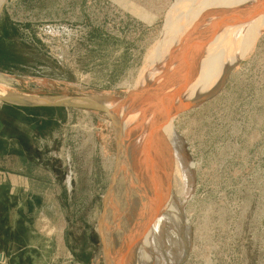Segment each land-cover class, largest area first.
<instances>
[{
  "label": "rangeland",
  "instance_id": "obj_1",
  "mask_svg": "<svg viewBox=\"0 0 264 264\" xmlns=\"http://www.w3.org/2000/svg\"><path fill=\"white\" fill-rule=\"evenodd\" d=\"M0 38L15 39L24 53L22 63L0 57V84L12 92L134 102V92L144 90L135 96L137 111L140 104L147 116L170 108L164 123L179 138L185 168L170 155L168 195L178 199L181 223L166 210L157 222L135 224L132 235L128 212L137 199L127 198L114 213L117 264H264V0H6ZM40 116L58 122L53 158L67 194L61 222L51 220L61 236L50 260L33 264H105L104 203L136 170V126L130 122L135 143L127 156L108 111ZM164 123L156 125L157 138ZM150 226L151 248L143 243Z\"/></svg>",
  "mask_w": 264,
  "mask_h": 264
},
{
  "label": "crops",
  "instance_id": "obj_2",
  "mask_svg": "<svg viewBox=\"0 0 264 264\" xmlns=\"http://www.w3.org/2000/svg\"><path fill=\"white\" fill-rule=\"evenodd\" d=\"M11 106L0 104V264H33L50 260L61 236L51 222L58 226L66 212V185L53 158L60 129L56 120L41 129L25 112L14 117Z\"/></svg>",
  "mask_w": 264,
  "mask_h": 264
},
{
  "label": "water",
  "instance_id": "obj_3",
  "mask_svg": "<svg viewBox=\"0 0 264 264\" xmlns=\"http://www.w3.org/2000/svg\"><path fill=\"white\" fill-rule=\"evenodd\" d=\"M6 0H0V19L2 17ZM130 101V100H129ZM129 101H125L113 96L107 95H70L61 94L45 98L32 97L28 95H0V104H9L23 108H64V109H94L105 110L113 115H118L132 122L136 128L137 153L135 157L136 170L132 176L131 183L127 187L121 188L119 192L112 197L106 199L104 203V211L101 218V233L103 242V257L105 264H115L112 255L113 243L118 245V238L114 230V224L117 218L114 215V208L121 205L127 197L134 192L135 187L140 183L141 171L144 167V156L146 149L150 151L149 133L145 130V126L141 122L138 111L132 107ZM201 99L197 100V103Z\"/></svg>",
  "mask_w": 264,
  "mask_h": 264
},
{
  "label": "bare ground",
  "instance_id": "obj_4",
  "mask_svg": "<svg viewBox=\"0 0 264 264\" xmlns=\"http://www.w3.org/2000/svg\"><path fill=\"white\" fill-rule=\"evenodd\" d=\"M261 3V2H260ZM223 17V16H222ZM208 22V21H207ZM209 32V31H208ZM211 32V31H210ZM202 42V41H201ZM203 43V42H202ZM4 83V82H3ZM140 86V85H139ZM199 86H201L202 87V85H199ZM209 87H211L210 86V84L209 85H204V87H203V89H202V91L200 90V88L198 89V91H200L199 93H206V91H207V89L209 88ZM173 88V87H172ZM139 89V88H138ZM142 90V89H141ZM171 91V90H170ZM133 94V93H132ZM143 94H145L144 93V90H143V93H141V92H139V91H136V93L134 92V96H133V98H134V102H136L135 101V99L136 98H139L140 97V95H143ZM175 94H176V92L173 94V96L174 97H172V100L173 99H175L176 98V96H175ZM0 95H8V96H12V95H17V96H24L25 94H20V93H15V92H12L10 89H8L6 86H4V85H2V84H0ZM195 95V94H194ZM193 95V96H194ZM135 96H136V98H135ZM165 96V95H164ZM170 95H168V97H169ZM195 97V96H194ZM170 98V97H169ZM127 100H129V99H127ZM136 100H138V99H136ZM166 100V99H165ZM141 100H139V101H137L138 103L140 102ZM193 101H194V99H193ZM133 101L131 102V101H129V103H130V105L132 106V107H136V103H134ZM141 103H144V102H141ZM186 104V103H185ZM160 106H162V105H160ZM144 108H145V106L144 107H142L141 106V104H140V108H139V111H138V113H139V115H141L142 113H143V111H144ZM151 109H153V107H150ZM167 109H170L169 107L168 108H163V106L162 107H159L158 106V108H155V109H153V113L151 114V115H146L145 114V112L143 113V116H144V118H142L141 119V122L143 123V125L145 126V130H147L148 131V129L150 130V129H152L151 130V132H153V133H149L150 135H152L153 134V138L155 137V139L153 140L154 142H153V144H152V146H151V148H150V150L151 151H148V147H147V149H146V156H144V167L143 168H141L142 169V171H141V179H140V183H142L143 185H144V187L147 185V181H145L147 178L146 177H148V175H149V172L151 171V175L153 176V174L154 173H159L160 171V167H161V160H163V156L164 157H168V156H170V155H172L173 156V158L175 159V161L178 163V161L180 162V164H181V166L183 167V168H185V165L183 164V160L181 159L182 157H180V153H181V146H180V142H179V138L173 133V130L172 129H169V128H167L168 126L164 123V121H166V119H164V117H163V114L167 111ZM148 110V109H147ZM163 112V113H162ZM167 113H168V111H167ZM146 115V117H145V115ZM154 115H158L159 116V118L157 119L156 117H154ZM165 115H167V114H165ZM114 116H115V119L118 121V124H119V130H120V141H121V144H122V149L124 150V147H125V150H124V152H125V154H127V156L129 155V154H131V150H132V147H133V144L135 143L134 142V140H135V137L133 136V135H135V132L133 133V132H131V123H130V121L129 120H126V119H124L123 117H121V116H118V115H115L114 114ZM151 116V117H150ZM162 116V117H161ZM152 118V119H151ZM148 119H151V122H147V120ZM154 122H153V121ZM160 123H164V126L163 127H165V133H160V136H161V138H157V132L155 131L157 128H156V125H158V124H160ZM162 127V128H163ZM135 131H137V128H135ZM157 135V136H156ZM159 136V137H160ZM153 138H151V139H153ZM160 139H162V141L160 140ZM159 140V142H156V141H158ZM123 143H124V146H123ZM136 147V146H135ZM154 151V152H153ZM137 152V151H136ZM166 155V156H165ZM131 156V155H130ZM162 156V157H161ZM130 158V157H129ZM134 158V157H133ZM153 158V159H152ZM155 158V159H154ZM125 159H127L126 158V156H125ZM167 159V158H166ZM123 160V159H122ZM157 160H159L158 162H157ZM132 161H134V160H132ZM156 161V162H155ZM163 163H164V161H162ZM166 162V161H165ZM124 163V162H123ZM162 163V164H163ZM167 163V162H166ZM133 164V163H132ZM134 164H135V162H134ZM124 166V165H123ZM177 166V165H176ZM163 167V166H162ZM135 169H136V167H134ZM164 168V167H163ZM162 169V168H161ZM164 169H166V168H164ZM176 170V169H175ZM161 171H163V170H161ZM178 171V175H180L181 177H179V178H177V180H178V182H177V185H176V187H177V192L178 193H180L181 195L184 193V191H185V186H186V183H185V178H184V175H183V173L185 172V169H182V172H180L179 170H177ZM187 171V170H186ZM173 173V172H172ZM130 174V173H129ZM133 174H134V171H133V173H132V175H130L131 177L133 176ZM160 174V173H159ZM157 175V174H156ZM129 176V177H130ZM130 177V178H131ZM150 177V176H149ZM148 177V178H149ZM152 178V177H151ZM158 178V177H157ZM156 179V178H155ZM149 180V179H148ZM151 180V179H150ZM169 180V179H168ZM129 182V180L127 181V183ZM147 182V183H146ZM153 182V181H152ZM131 183V182H130ZM160 183V182H159ZM155 184V183H154ZM128 185V184H127ZM150 185H151V183H150ZM150 185L148 186V188L150 187ZM140 188V187H139ZM141 188H142V186H141ZM147 188V187H146ZM150 189V188H149ZM142 190H144V189H142ZM153 191V190H152ZM164 191V190H163ZM142 192V191H141ZM177 193V194H178ZM140 194V193H139ZM139 194H138V196H139ZM165 194V193H164ZM167 194V193H166ZM136 195H137V193H136ZM135 195V196H136ZM141 195V194H140ZM160 195V194H159ZM133 196H134V193H133ZM137 196V198L139 199V197ZM142 196V195H141ZM140 196V197H141ZM164 196V195H163ZM111 197H112V195H111ZM164 200H165V198H164ZM133 201H134V199H133ZM175 201V200H174ZM136 202V201H135ZM156 202V201H155ZM177 202H178V199H177ZM128 205H130L129 203H127ZM127 205V206H128ZM181 206V205H180ZM129 207V206H128ZM150 208V207H149ZM129 209H130V207H129ZM175 209V208H174ZM176 210V209H175ZM115 211H116V207L114 208V213H115ZM143 212V211H142ZM132 213V212H131ZM115 215V214H114ZM173 238V237H172ZM179 243V242H178ZM148 244V243H147ZM174 245V244H173ZM144 247V246H143ZM120 254V253H119ZM116 255V257L118 256V254L116 253L115 254ZM121 256V255H120ZM181 256V255H180ZM118 260V257L114 260V262H115V264H117V261ZM122 261V260H121ZM135 262V261H134ZM166 262V261H165ZM120 263V262H119ZM123 263H124V261H123Z\"/></svg>",
  "mask_w": 264,
  "mask_h": 264
},
{
  "label": "flooded vegetation",
  "instance_id": "obj_5",
  "mask_svg": "<svg viewBox=\"0 0 264 264\" xmlns=\"http://www.w3.org/2000/svg\"><path fill=\"white\" fill-rule=\"evenodd\" d=\"M168 128L172 129L173 128L171 126H169ZM162 141V139H160ZM154 152V151H153ZM166 156V155H165ZM162 157V156H161ZM163 160H161V167H160V174L159 173H154L153 176L151 175V171L149 172V175L148 177H146L147 179L145 181H147V185L144 187L143 184H141L142 188L140 187L139 189L142 191L140 192V195L137 191L134 193V196L133 194L129 195L127 198L129 199H137L136 200V205L134 209H131L129 212H128V216H129V220H130V224L132 227H130V233L132 235H134L136 232H135V229H139V226L144 224V220L145 218H152L155 222H157L159 220V218L161 217V214H163V211L165 212L166 210H171L173 211L174 215H181L180 213V210H179V207H177L175 204L177 203V197L173 195V192L171 194V197L168 195V192L169 190L171 189L170 187V180L172 182V179L169 178L168 176V158L170 160H173L170 156L168 157H162ZM167 158V159H166ZM153 159V158H152ZM155 159V158H154ZM159 161V160H158ZM164 161V163L162 162ZM167 163H166V162ZM156 162V161H155ZM163 163V164H162ZM166 168V169H164ZM162 168V169H161ZM163 170V171H161ZM157 174V175H156ZM152 177V178H151ZM158 177V178H157ZM156 178V179H155ZM149 179V180H148ZM151 179V180H150ZM169 179V180H168ZM132 180V177L130 178L129 182H128V185L130 184ZM153 181V182H152ZM175 181V179H174ZM160 182V183H159ZM151 183V185H150ZM155 183V184H154ZM150 185V189L148 188V186ZM147 187V188H146ZM144 189V190H142ZM153 190V191H152ZM164 190V191H163ZM176 191H177V188H176ZM137 193V195H136ZM165 193V194H164ZM167 193V194H166ZM178 193V192H177ZM139 194V196H138ZM160 194V195H159ZM179 194V193H178ZM136 195V196H135ZM164 195V196H163ZM180 195V194H179ZM137 196L139 197V199L137 198ZM141 196V197H140ZM165 198V200H164ZM175 200V201H174ZM133 201V200H132ZM156 201V202H155ZM150 207V208H149ZM176 210H175V209ZM143 211V212H142ZM156 211V214H154V212ZM132 212V213H131ZM128 216L126 217L128 219ZM134 222H133V221ZM133 222V224H132ZM181 223V217L179 216V219H178V224ZM135 224H136V227H135ZM156 224V223H155ZM150 225V224H149ZM137 229V230H138ZM153 228L150 226L148 228V230L146 231V235H145V240H143V243L146 244L147 247H152V240H153ZM135 232V233H134ZM148 243V244H147ZM151 251V250H150ZM152 253V251H151ZM151 253L150 255L148 254L147 255V258L151 256ZM124 258H127V253L125 251L124 253ZM125 260V259H124ZM139 262V263H138ZM137 263L135 264H141L140 261H138ZM125 264H128L125 260ZM131 264V262L129 263Z\"/></svg>",
  "mask_w": 264,
  "mask_h": 264
},
{
  "label": "trees",
  "instance_id": "obj_6",
  "mask_svg": "<svg viewBox=\"0 0 264 264\" xmlns=\"http://www.w3.org/2000/svg\"><path fill=\"white\" fill-rule=\"evenodd\" d=\"M16 40L12 42H4L3 38H0V52L3 56H0L1 59L14 61L16 63H22L24 59V53L19 52L17 50ZM11 106V105H10ZM14 108V117L18 116V113L25 112L26 114L32 116V120L36 122V126L44 129L47 128L51 122H53L52 118L41 117L40 115H48L51 116L55 112H60L64 108H23L18 106H11Z\"/></svg>",
  "mask_w": 264,
  "mask_h": 264
}]
</instances>
